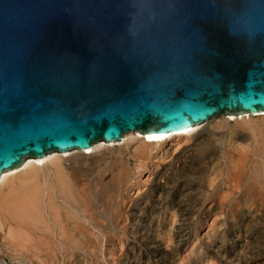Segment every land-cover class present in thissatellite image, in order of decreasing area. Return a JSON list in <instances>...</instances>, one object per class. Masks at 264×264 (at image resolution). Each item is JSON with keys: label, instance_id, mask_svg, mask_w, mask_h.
I'll list each match as a JSON object with an SVG mask.
<instances>
[{"label": "water", "instance_id": "obj_1", "mask_svg": "<svg viewBox=\"0 0 264 264\" xmlns=\"http://www.w3.org/2000/svg\"><path fill=\"white\" fill-rule=\"evenodd\" d=\"M263 114L264 0H0V177Z\"/></svg>", "mask_w": 264, "mask_h": 264}, {"label": "rangeland", "instance_id": "obj_2", "mask_svg": "<svg viewBox=\"0 0 264 264\" xmlns=\"http://www.w3.org/2000/svg\"><path fill=\"white\" fill-rule=\"evenodd\" d=\"M263 123L264 118L245 125L233 122L213 138L209 131L197 134L183 149H195L188 162L194 159L196 173L168 172L164 180L137 170L136 158L125 149L64 158V184L51 166L38 176L37 210L16 208V217L1 214L0 264H264V199L256 192L244 197L248 188L260 185L252 178L236 185L231 175V158L244 152L249 173L255 167L264 171ZM145 163L153 173L155 163ZM123 166L132 172L118 193L113 178ZM164 167L161 163L160 172ZM148 177V184H134ZM104 183L108 188L103 189ZM30 188L32 184L25 186L22 198ZM0 191L7 196L9 188ZM159 196L168 202L157 205ZM105 217L111 218V228ZM215 217L219 223L209 230Z\"/></svg>", "mask_w": 264, "mask_h": 264}, {"label": "bare ground", "instance_id": "obj_3", "mask_svg": "<svg viewBox=\"0 0 264 264\" xmlns=\"http://www.w3.org/2000/svg\"><path fill=\"white\" fill-rule=\"evenodd\" d=\"M261 119L264 118V114L263 115H258V116H237V117H231V116H220L217 117L215 119H213L212 121H210L209 123L206 124H202L199 126H195L191 129H189L187 132H182L179 134H175V135H169L166 137H161V138H149L146 137L142 134H140L139 132H135V133H129L127 134L123 141L117 144H107V143H99L96 144L91 150L89 151H74V152H70L67 155L64 154H59V153H52L50 155H48L43 161L39 162L37 160L34 159H29L26 161L25 165L22 166L21 168L12 171L10 173H6L3 174L0 177V190L8 187L9 188V193L7 194V196H2L0 195V221L2 222V216L1 215L3 212L7 215H10L11 217H16V208H18L20 211L24 210L25 211H31V210H37L38 209V202H37V198H39L40 195V191L38 190V188H42V185H37V178L40 175V173L45 170L46 168L48 169L50 166L54 168V170H56V172L58 173L57 175L59 176V181L60 183H62L61 178L62 175H64V169L62 167V160L64 158H69L71 157L72 159H74L75 157L81 156V157H85L86 159L91 156V157H97L99 155V151L102 148H108V149H116V148H120V149H125L126 151L130 152L131 154H133V157L136 158L137 160V170L143 169V171L147 174L150 175L152 174V176H154L157 179H162L165 175L168 174V172H172V173H176L177 171L183 172V171H187V172H195L194 170H196L195 168H193L194 164H193V160H191V163L189 164V159L190 156L189 154H194L195 149L194 148H189L183 152L184 149V145L189 142L194 136H196L197 134H200L203 131H209V133L213 136H215L217 134V130L223 128L226 125H229L233 122L236 123H242L243 125L248 124L249 122H252V120L254 119ZM241 124V125H242ZM255 124V123H254ZM264 124V123H263ZM223 135V134H222ZM216 137V136H215ZM211 139V137L209 138ZM208 142V141H207ZM206 142V143H207ZM203 144L204 145V149L206 150V148H208L209 144ZM200 144V143H199ZM201 145V144H200ZM164 147V148H163ZM242 147V146H241ZM162 148V149H161ZM203 149V148H202ZM203 149V152H204ZM245 149V148H244ZM211 150V149H210ZM243 150V149H241ZM246 150V149H245ZM202 152V151H201ZM248 152V151H247ZM196 154V153H195ZM201 154V153H200ZM129 155V154H128ZM241 155V156H240ZM238 157L237 160H235L234 158H231V163L233 165V170L231 172L232 177L235 178V180L237 181L236 185H239L238 182H242L244 179H254L255 182L257 183V185H260V188L256 190L255 187H250L247 189L246 193H245V198H249L254 192H256V194L258 196H261L264 199V171L262 170H258V167H255V170H252L250 173L247 169L248 165L246 164L247 161V157L246 156V152L241 153ZM189 156V157H188ZM100 157V156H99ZM132 157V156H131ZM132 157V159H133ZM153 162L155 163L156 166L154 167V172L150 173L151 171L148 169L147 165H145V162ZM230 161V160H229ZM158 163V164H156ZM164 164L166 165V167H164V171L165 172H160V164ZM250 163V162H249ZM253 163V162H252ZM189 164V166H188ZM247 165V167H246ZM213 168V167H212ZM260 168V167H259ZM236 169V170H235ZM254 169V168H253ZM51 170V169H50ZM64 170V171H63ZM162 170V169H161ZM220 170V169H219ZM142 171V172H143ZM55 172V173H56ZM131 169L130 167H121L118 169L117 174L114 176L113 178V182H115L116 184V192L118 191V193H120L122 191V189L124 188V184L127 185V182L130 179L131 176ZM137 173V172H136ZM196 173V172H195ZM42 174V173H41ZM79 174V173H78ZM138 174V173H137ZM145 174V175H146ZM147 174V175H148ZM171 175V173H169ZM51 175V174H50ZM144 175V174H143ZM230 175V174H229ZM169 177V175H167ZM165 176V177H167ZM220 176V175H219ZM45 177V176H44ZM145 177V176H144ZM149 177L145 180H143V178H138V180L136 179V183L143 182V183H147L148 184V179ZM67 178V177H66ZM232 178V179H234ZM153 179V177H152ZM39 180V179H38ZM68 180V179H66ZM65 180V185L67 184ZM108 180V179H107ZM150 180V179H149ZM154 180V179H153ZM164 180V179H162ZM41 182V181H40ZM47 182V180H46ZM49 182V181H48ZM47 182V183H48ZM112 182V183H113ZM131 182V181H130ZM59 183V184H60ZM234 183V182H233ZM244 183V182H243ZM242 183V184H243ZM32 184V188L28 189L26 191V193L28 192V194L22 198V191L25 188V186H29ZM50 184V183H49ZM64 184V183H62ZM241 184V183H240ZM55 185V184H54ZM61 185V184H60ZM105 187L103 189L108 188V184L104 183ZM103 185V186H104ZM131 185V184H130ZM258 185V186H259ZM24 186V187H23ZM44 186L48 187L50 189V185H47L46 183H44ZM62 186V185H61ZM83 186V185H82ZM102 186V185H100ZM102 186V187H103ZM234 186V185H233ZM241 186V185H239ZM46 187V188H47ZM81 187V186H80ZM79 187V188H80ZM86 187V186H85ZM127 187V186H126ZM136 187V186H135ZM248 187V186H245ZM39 188V189H40ZM62 188V187H61ZM60 188V189H61ZM67 188V187H66ZM65 188V189H66ZM69 188V186H68ZM134 188V187H133ZM168 186H166L165 188H163L164 190H167ZM237 188V187H236ZM240 188V187H239ZM237 188V189H239ZM242 188V187H241ZM102 189V190H103ZM235 189V188H234ZM245 189V188H244ZM52 190V189H50ZM82 190V189H81ZM256 190V191H255ZM42 191L44 192V190L42 189ZM47 191V190H46ZM53 191H55L53 189ZM106 191V190H105ZM134 191V190H133ZM1 192V191H0ZM62 192H64L62 190ZM132 192V191H131ZM3 193V192H2ZM122 193V192H121ZM140 193V189H136L134 194L137 196V194L139 195ZM168 193V192H166ZM70 193H68L69 195ZM99 194V193H98ZM169 194V193H168ZM232 195V194H231ZM120 196V195H119ZM168 196V195H167ZM184 195L182 194L180 197H183ZM65 197V196H64ZM117 197V196H116ZM131 197V196H130ZM185 197V196H184ZM230 197V196H229ZM138 198V197H137ZM42 199V198H40ZM54 199V198H53ZM159 203L157 205L161 206L164 205L165 203H167V197H160L159 196ZM169 199V198H168ZM226 199V198H224ZM239 199V198H236ZM106 201V200H105ZM181 201V200H180ZM94 202V201H93ZM170 202V201H169ZM41 203V202H40ZM46 204V203H45ZM171 204V203H170ZM178 204V203H177ZM43 206L45 207L46 205L43 204ZM47 207V206H46ZM52 207V206H51ZM251 207V206H250ZM117 208V207H116ZM15 212V213H14ZM33 212V211H32ZM112 212V211H111ZM113 214V212H112ZM66 215V214H65ZM18 216V215H17ZM22 216V215H21ZM104 216V215H103ZM4 217V216H3ZM66 217V216H65ZM123 217V216H122ZM222 217V216H221ZM2 218V219H1ZM75 218V217H74ZM10 219V218H9ZM110 217H105L106 223L109 224L110 228L112 226V222L110 220ZM218 218L215 217L211 222H210V226H209V230H215L216 226L218 225L219 221L217 220ZM86 221V220H84ZM0 222V223H1ZM4 222V221H3ZM7 222V221H6ZM105 222V221H104ZM8 223V222H7ZM90 223V222H89ZM221 223V222H220ZM103 224V223H102ZM208 224V223H207ZM221 225V224H220ZM77 227V226H76ZM222 228V227H221ZM13 229V228H12ZM67 229V228H66ZM13 231V230H12ZM13 235V234H12ZM26 235V234H25ZM15 238V237H13ZM19 242V241H18ZM25 245V244H24ZM14 253V252H13ZM38 255V254H37ZM226 262V261H225Z\"/></svg>", "mask_w": 264, "mask_h": 264}]
</instances>
